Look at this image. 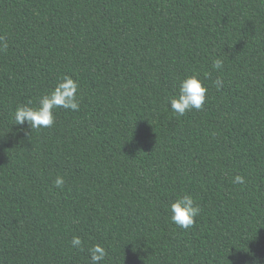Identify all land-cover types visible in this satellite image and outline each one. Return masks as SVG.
Returning a JSON list of instances; mask_svg holds the SVG:
<instances>
[{
	"label": "trees",
	"instance_id": "16d2710c",
	"mask_svg": "<svg viewBox=\"0 0 264 264\" xmlns=\"http://www.w3.org/2000/svg\"><path fill=\"white\" fill-rule=\"evenodd\" d=\"M0 37V264H264V0H0ZM193 74L206 103L178 116ZM64 76L79 110L16 125Z\"/></svg>",
	"mask_w": 264,
	"mask_h": 264
},
{
	"label": "clouds",
	"instance_id": "9594fccd",
	"mask_svg": "<svg viewBox=\"0 0 264 264\" xmlns=\"http://www.w3.org/2000/svg\"><path fill=\"white\" fill-rule=\"evenodd\" d=\"M8 44L5 38L0 37V51H6ZM212 67L216 71L223 69V61L214 59ZM215 87L219 90L223 81L217 79L214 81ZM78 80L70 76H64L51 93L43 95L39 98L37 107L27 105L18 106L15 110L14 119L16 125H24L25 122L31 130L52 127L55 123V109L64 108L72 111H78L80 103L78 99L79 91ZM208 87L197 74H193L180 82L178 95L171 97L169 100L171 110L178 116H183L190 110H202L206 100ZM233 183L243 184L245 178L243 176H235ZM55 187L62 188L65 184L63 176H57L54 181ZM171 221L181 229L187 230L196 224V218L201 213L199 204L195 203L191 195H183L178 197L170 206ZM83 243L79 236H74L71 244L73 247H79ZM91 264H100L107 256L106 249L95 244L90 249Z\"/></svg>",
	"mask_w": 264,
	"mask_h": 264
}]
</instances>
